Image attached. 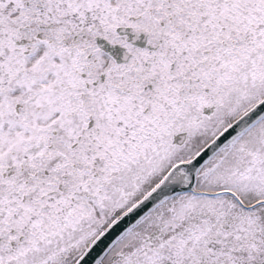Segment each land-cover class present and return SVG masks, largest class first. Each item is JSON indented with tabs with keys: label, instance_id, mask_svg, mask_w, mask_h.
Wrapping results in <instances>:
<instances>
[{
	"label": "snow or ice",
	"instance_id": "1",
	"mask_svg": "<svg viewBox=\"0 0 264 264\" xmlns=\"http://www.w3.org/2000/svg\"><path fill=\"white\" fill-rule=\"evenodd\" d=\"M0 264H264V0H0Z\"/></svg>",
	"mask_w": 264,
	"mask_h": 264
}]
</instances>
